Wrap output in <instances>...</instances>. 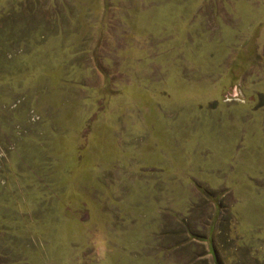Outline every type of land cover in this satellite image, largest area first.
<instances>
[{
    "label": "rangeland",
    "instance_id": "rangeland-1",
    "mask_svg": "<svg viewBox=\"0 0 264 264\" xmlns=\"http://www.w3.org/2000/svg\"><path fill=\"white\" fill-rule=\"evenodd\" d=\"M0 264H264V0H0Z\"/></svg>",
    "mask_w": 264,
    "mask_h": 264
}]
</instances>
